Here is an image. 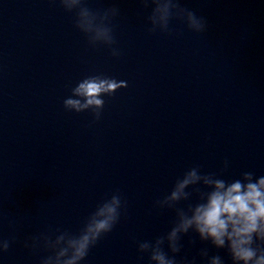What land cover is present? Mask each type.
<instances>
[{"label":"clouds","instance_id":"clouds-1","mask_svg":"<svg viewBox=\"0 0 264 264\" xmlns=\"http://www.w3.org/2000/svg\"><path fill=\"white\" fill-rule=\"evenodd\" d=\"M65 12L73 14V27L83 35L90 48L103 47L112 58L122 56L114 20L120 15L116 6L93 10L87 0H52ZM147 15V32L172 35L173 20L181 21L191 33L203 35L208 24L203 16L183 7L180 0H139ZM126 81L104 74L88 75L71 87L64 98L68 112H90L94 124L101 120L104 97H112L127 88ZM229 162L224 161L219 172L201 171L194 166L178 177L170 192L154 201V207L174 212L171 227L152 239L135 241L139 259L147 264H225L219 252L224 251L231 264H264V175L242 171L238 178H223ZM195 197V202L193 198ZM126 207L123 195L117 190L97 204L76 232L47 228L26 237L23 247L39 256L38 264H82L89 251L120 221ZM7 219L0 216V223ZM10 232L0 234V256L17 243L16 225L7 219ZM195 247L203 246L194 255L184 252L183 238ZM215 249V254H210Z\"/></svg>","mask_w":264,"mask_h":264}]
</instances>
